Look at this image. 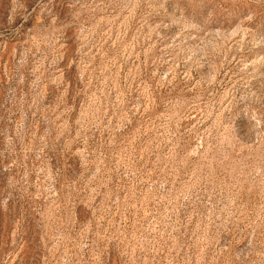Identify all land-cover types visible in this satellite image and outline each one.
<instances>
[{"label": "rangeland", "instance_id": "rangeland-1", "mask_svg": "<svg viewBox=\"0 0 264 264\" xmlns=\"http://www.w3.org/2000/svg\"><path fill=\"white\" fill-rule=\"evenodd\" d=\"M0 264H264V0H0Z\"/></svg>", "mask_w": 264, "mask_h": 264}]
</instances>
